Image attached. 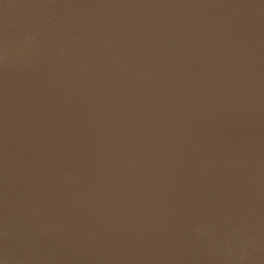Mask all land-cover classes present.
Wrapping results in <instances>:
<instances>
[{
    "label": "water",
    "instance_id": "obj_1",
    "mask_svg": "<svg viewBox=\"0 0 264 264\" xmlns=\"http://www.w3.org/2000/svg\"><path fill=\"white\" fill-rule=\"evenodd\" d=\"M0 264H264V0H0Z\"/></svg>",
    "mask_w": 264,
    "mask_h": 264
}]
</instances>
